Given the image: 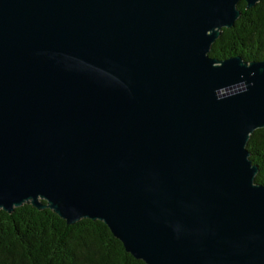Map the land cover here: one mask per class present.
<instances>
[{
    "label": "water",
    "instance_id": "obj_1",
    "mask_svg": "<svg viewBox=\"0 0 264 264\" xmlns=\"http://www.w3.org/2000/svg\"><path fill=\"white\" fill-rule=\"evenodd\" d=\"M264 0H0V211L102 223L143 264H264V60L209 58Z\"/></svg>",
    "mask_w": 264,
    "mask_h": 264
},
{
    "label": "trees",
    "instance_id": "obj_2",
    "mask_svg": "<svg viewBox=\"0 0 264 264\" xmlns=\"http://www.w3.org/2000/svg\"><path fill=\"white\" fill-rule=\"evenodd\" d=\"M235 28L221 29L222 38L209 58L238 56L244 62L264 60V1L250 11L240 2ZM254 184L264 186V130L249 136ZM0 264H143L126 254L98 221L72 227L51 211L27 205L0 211Z\"/></svg>",
    "mask_w": 264,
    "mask_h": 264
}]
</instances>
